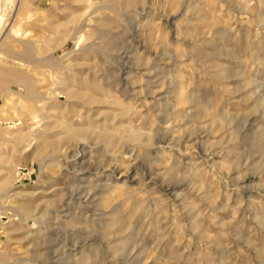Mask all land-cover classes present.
<instances>
[{
    "label": "rangeland",
    "instance_id": "rangeland-1",
    "mask_svg": "<svg viewBox=\"0 0 264 264\" xmlns=\"http://www.w3.org/2000/svg\"><path fill=\"white\" fill-rule=\"evenodd\" d=\"M0 80V264H264V0H0Z\"/></svg>",
    "mask_w": 264,
    "mask_h": 264
},
{
    "label": "bare ground",
    "instance_id": "bare-ground-1",
    "mask_svg": "<svg viewBox=\"0 0 264 264\" xmlns=\"http://www.w3.org/2000/svg\"><path fill=\"white\" fill-rule=\"evenodd\" d=\"M129 1H131V0H129ZM133 1V0H132ZM1 81V80H0ZM9 81H11V79H6L5 81H4V85H7V84H9ZM29 83V82H28ZM2 84V83H1ZM0 84V85H1ZM96 85V84H95ZM5 87V86H4ZM96 87H97V85H96ZM6 88V87H5ZM31 88V87H30ZM6 90V89H5ZM74 90V89H73ZM68 90L67 92H66V94H68L67 96H69L70 94H78V96H79V93L81 94V91H80V89L79 90ZM7 91V95L9 96V93L11 92H9V90L7 89L6 90ZM13 92V91H12ZM77 96V95H76ZM75 96V97H76ZM77 96V97H78ZM7 97V96H6ZM31 97V96H30ZM57 97V96H56ZM74 97V96H73ZM83 97V96H82ZM81 98V97H80ZM186 98V97H185ZM8 99V98H7ZM92 100V99H91ZM23 101V100H22ZM69 101V100H68ZM71 129V128H70ZM74 130V129H73ZM128 131H130L131 132V139H138V138H140L141 137V135H142V132L141 131H137V130H133L132 128H129L128 129ZM98 132V136L99 137H101V138H108V139H111V142H112V144L114 143V140H113V133L110 131V130H108V129H105V130H98L97 131ZM20 137V139H22L21 137H22V135H20L19 136ZM19 139V140H20ZM149 139V138H148ZM102 140V139H101ZM106 141V140H105ZM110 142V141H109ZM150 142V141H149Z\"/></svg>",
    "mask_w": 264,
    "mask_h": 264
}]
</instances>
